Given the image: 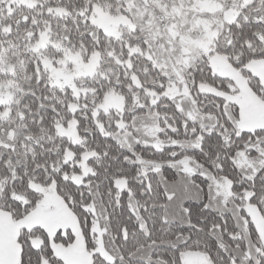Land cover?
<instances>
[{
	"label": "snow or ice",
	"instance_id": "6c2138e0",
	"mask_svg": "<svg viewBox=\"0 0 264 264\" xmlns=\"http://www.w3.org/2000/svg\"><path fill=\"white\" fill-rule=\"evenodd\" d=\"M0 264H264V0H0Z\"/></svg>",
	"mask_w": 264,
	"mask_h": 264
}]
</instances>
